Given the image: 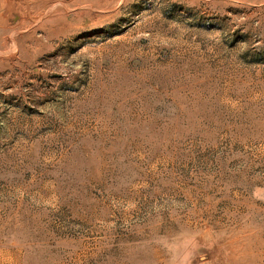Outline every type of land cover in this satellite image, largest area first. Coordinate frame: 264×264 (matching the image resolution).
Instances as JSON below:
<instances>
[{"label":"rangeland","instance_id":"1","mask_svg":"<svg viewBox=\"0 0 264 264\" xmlns=\"http://www.w3.org/2000/svg\"><path fill=\"white\" fill-rule=\"evenodd\" d=\"M0 264H264V0H0Z\"/></svg>","mask_w":264,"mask_h":264}]
</instances>
